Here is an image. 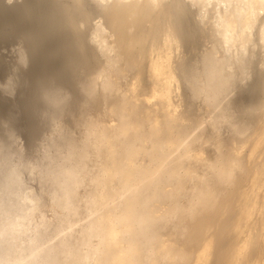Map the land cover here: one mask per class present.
<instances>
[{"label": "bare ground", "instance_id": "obj_1", "mask_svg": "<svg viewBox=\"0 0 264 264\" xmlns=\"http://www.w3.org/2000/svg\"><path fill=\"white\" fill-rule=\"evenodd\" d=\"M0 264H264V0H0Z\"/></svg>", "mask_w": 264, "mask_h": 264}, {"label": "clouds", "instance_id": "obj_2", "mask_svg": "<svg viewBox=\"0 0 264 264\" xmlns=\"http://www.w3.org/2000/svg\"><path fill=\"white\" fill-rule=\"evenodd\" d=\"M6 3L12 4L17 2H22V0H5ZM22 42L13 45L10 51L17 58V63H19L18 49H22ZM22 67H26L27 64H22ZM65 96H70L62 85L56 82L54 78H50L46 83L42 84L38 89V98L40 107L38 111L43 113L45 111H54L62 103Z\"/></svg>", "mask_w": 264, "mask_h": 264}]
</instances>
